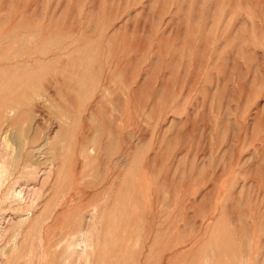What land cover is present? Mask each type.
<instances>
[{
  "label": "rangeland",
  "instance_id": "374dc122",
  "mask_svg": "<svg viewBox=\"0 0 264 264\" xmlns=\"http://www.w3.org/2000/svg\"><path fill=\"white\" fill-rule=\"evenodd\" d=\"M0 264H264V0H0Z\"/></svg>",
  "mask_w": 264,
  "mask_h": 264
},
{
  "label": "bare ground",
  "instance_id": "6f19581e",
  "mask_svg": "<svg viewBox=\"0 0 264 264\" xmlns=\"http://www.w3.org/2000/svg\"><path fill=\"white\" fill-rule=\"evenodd\" d=\"M20 193V192H19Z\"/></svg>",
  "mask_w": 264,
  "mask_h": 264
}]
</instances>
